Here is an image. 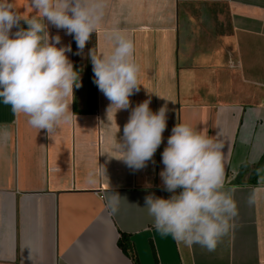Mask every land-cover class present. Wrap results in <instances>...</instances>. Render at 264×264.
Instances as JSON below:
<instances>
[{
  "label": "crops",
  "instance_id": "1",
  "mask_svg": "<svg viewBox=\"0 0 264 264\" xmlns=\"http://www.w3.org/2000/svg\"><path fill=\"white\" fill-rule=\"evenodd\" d=\"M12 2L22 16L34 14L29 0ZM113 29L134 42L141 86L128 110L107 116L88 52H109ZM49 32L61 37L58 46L71 45L80 72L71 105L77 121L49 136L0 98V264L263 263L264 198L252 205L248 198L264 186V0H107L80 55L72 35ZM145 100L153 112L167 106V127L153 160L133 170L107 153L116 155L117 125L119 139L131 108ZM180 122L224 145V187L238 214L213 251L161 234L144 207L149 194L172 195L159 173ZM114 193L121 196L115 214ZM121 234L134 256L118 245Z\"/></svg>",
  "mask_w": 264,
  "mask_h": 264
},
{
  "label": "clouds",
  "instance_id": "2",
  "mask_svg": "<svg viewBox=\"0 0 264 264\" xmlns=\"http://www.w3.org/2000/svg\"><path fill=\"white\" fill-rule=\"evenodd\" d=\"M34 14L22 16L12 0H0V98L11 110L27 117V123L54 135L64 123L77 116L71 110L74 90L82 87L80 72L68 53L71 45H61L59 35L51 36L49 26L65 30L83 52L92 34L99 30L107 0H29ZM21 21L27 25L21 26ZM16 29L13 32V29ZM111 50L97 54L90 49L93 82L108 99L109 113L128 110L130 97L140 91L139 65L135 46L120 30L107 34ZM150 100L131 108L119 139L116 133L110 158L141 170L152 161L163 142L167 127V106L153 112ZM224 145L206 130L177 123L162 152L159 173L167 199L149 194L145 208L154 227L187 246L199 244L215 250L232 227L238 214L231 189H225ZM91 175V174H90ZM179 190V191H178ZM120 195L113 194L108 207L119 210ZM264 198V186L256 187L248 198L250 205Z\"/></svg>",
  "mask_w": 264,
  "mask_h": 264
},
{
  "label": "trees",
  "instance_id": "3",
  "mask_svg": "<svg viewBox=\"0 0 264 264\" xmlns=\"http://www.w3.org/2000/svg\"><path fill=\"white\" fill-rule=\"evenodd\" d=\"M118 245L124 251V253L134 256L131 240L125 234H121V237L118 240Z\"/></svg>",
  "mask_w": 264,
  "mask_h": 264
},
{
  "label": "built area",
  "instance_id": "4",
  "mask_svg": "<svg viewBox=\"0 0 264 264\" xmlns=\"http://www.w3.org/2000/svg\"><path fill=\"white\" fill-rule=\"evenodd\" d=\"M260 264H264V262L263 263H260Z\"/></svg>",
  "mask_w": 264,
  "mask_h": 264
}]
</instances>
